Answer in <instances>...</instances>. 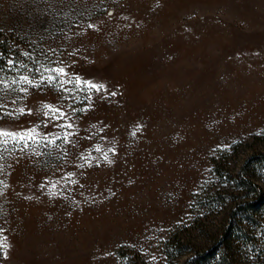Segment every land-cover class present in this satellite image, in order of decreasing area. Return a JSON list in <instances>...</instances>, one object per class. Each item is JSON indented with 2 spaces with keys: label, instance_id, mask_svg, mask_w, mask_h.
Listing matches in <instances>:
<instances>
[{
  "label": "rangeland",
  "instance_id": "374dc122",
  "mask_svg": "<svg viewBox=\"0 0 264 264\" xmlns=\"http://www.w3.org/2000/svg\"><path fill=\"white\" fill-rule=\"evenodd\" d=\"M0 35V264H175L264 151V0H0Z\"/></svg>",
  "mask_w": 264,
  "mask_h": 264
},
{
  "label": "trees",
  "instance_id": "16d2710c",
  "mask_svg": "<svg viewBox=\"0 0 264 264\" xmlns=\"http://www.w3.org/2000/svg\"><path fill=\"white\" fill-rule=\"evenodd\" d=\"M11 46L0 35L2 69ZM213 172L197 220L188 232L169 239V260L177 263L186 256L182 264H264V151L253 152L237 167L215 158ZM125 263L139 264L130 258Z\"/></svg>",
  "mask_w": 264,
  "mask_h": 264
}]
</instances>
